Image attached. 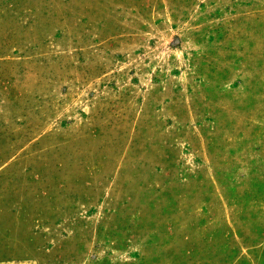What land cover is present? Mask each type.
I'll list each match as a JSON object with an SVG mask.
<instances>
[{
    "label": "rangeland",
    "instance_id": "obj_1",
    "mask_svg": "<svg viewBox=\"0 0 264 264\" xmlns=\"http://www.w3.org/2000/svg\"><path fill=\"white\" fill-rule=\"evenodd\" d=\"M0 264H264V0H0Z\"/></svg>",
    "mask_w": 264,
    "mask_h": 264
}]
</instances>
